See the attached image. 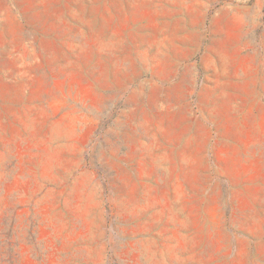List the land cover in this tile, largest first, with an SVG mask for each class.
<instances>
[{
    "label": "rangeland",
    "instance_id": "obj_1",
    "mask_svg": "<svg viewBox=\"0 0 264 264\" xmlns=\"http://www.w3.org/2000/svg\"><path fill=\"white\" fill-rule=\"evenodd\" d=\"M0 264H264V0H0Z\"/></svg>",
    "mask_w": 264,
    "mask_h": 264
}]
</instances>
